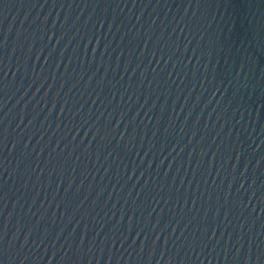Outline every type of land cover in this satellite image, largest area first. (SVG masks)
<instances>
[{"label":"water","instance_id":"obj_1","mask_svg":"<svg viewBox=\"0 0 264 264\" xmlns=\"http://www.w3.org/2000/svg\"><path fill=\"white\" fill-rule=\"evenodd\" d=\"M0 41V264H264V0H0Z\"/></svg>","mask_w":264,"mask_h":264},{"label":"snow or ice","instance_id":"obj_2","mask_svg":"<svg viewBox=\"0 0 264 264\" xmlns=\"http://www.w3.org/2000/svg\"><path fill=\"white\" fill-rule=\"evenodd\" d=\"M6 40V39H4ZM60 42L59 39H57V44ZM3 49H4V43L3 41H0V73H2V75L0 76H3L6 78V74L3 72ZM10 71V70H9ZM3 84H4V80L3 79H0V88L3 87ZM99 98V97H97ZM4 123L3 120H0V126H2ZM119 124V122H117V125ZM99 133V131H97V134ZM6 139V137L3 136V131H0V146H2L3 148L7 147V144L4 143V140ZM73 140H75V136L72 137ZM93 139H95V137H93ZM124 140V137H123V134H121L120 136V142L122 143ZM26 147V146H25ZM57 147H59V144H57ZM13 148L15 149L16 148V144H13ZM61 152H63V149L61 150ZM27 154V153H25ZM109 155H111V153H109ZM77 159H79V157H77ZM97 160H99V156L97 157ZM21 164L23 163V161L20 162ZM151 167V166H150ZM18 173H19V165H18ZM167 175V174H166ZM243 175V174H241ZM235 178V177H234ZM131 179V178H129ZM6 187V185H4L2 182H0V200L3 199V194H4V188ZM241 187H243V185H241ZM251 187V186H250ZM239 191V189L237 190ZM253 195H255V193H253ZM240 205L242 207H247L246 205H243V202L240 201ZM262 211H264V208L261 209ZM253 212H255V209L252 210ZM219 213V209H217V215ZM204 214H205V217L207 218L208 216V211H204ZM227 215L228 214H225V219H227ZM6 227V226H5ZM143 229H141L142 231ZM173 231H175V229H173ZM6 235V232L5 231H0V242L3 241L4 239V236ZM183 235V234H182ZM156 239L158 240L159 239V235L156 236ZM165 243H167V238H165ZM239 253H240V249H237V256H239Z\"/></svg>","mask_w":264,"mask_h":264}]
</instances>
